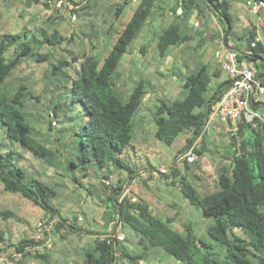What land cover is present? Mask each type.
<instances>
[{"label":"trees","instance_id":"1","mask_svg":"<svg viewBox=\"0 0 264 264\" xmlns=\"http://www.w3.org/2000/svg\"><path fill=\"white\" fill-rule=\"evenodd\" d=\"M158 1L141 0L126 25H122L120 19L130 6V0L114 3L111 6L113 21L108 23L103 34H100L98 23L86 32H83L82 27L87 23L83 24V37H78L86 39L92 47L89 52L82 54L70 51V56L62 55L58 58L52 53L39 52L45 45L59 50L65 41L72 42L71 40L76 39L74 35L71 39L62 37L57 29L51 33L46 29H39L40 35L34 34L33 37L29 35L28 28L21 33L10 32L0 36V126L3 124L10 139L6 141L2 137L0 142V184L6 192L19 195L42 209L46 216L60 218L59 226L53 230V238H66L63 233L60 234L59 228H66L68 234L78 230L80 233L96 236L86 241L91 250L86 252L78 264H118L120 257L130 264H138L140 260H148L156 254H165L180 264H264V122L260 119H256V128L251 124H240L242 146L236 149L235 143L230 141L231 167L221 169L210 190L203 191L189 177L191 164L182 165L185 173L179 170L180 166L172 169L173 185H177L175 179L179 178V187L184 197L192 206L200 209L205 218L213 220L207 227V234L222 246L221 249H215L212 244L203 241L189 220L182 223L183 232L176 230L172 224L179 218V212L174 217L162 219L153 214L145 200L131 203L124 194L122 181L113 182L114 172H126L129 177L137 174L136 169L126 162L125 154L137 139V115L151 87L149 81L140 79L130 93H125L116 86L114 77L129 55L131 44L139 39L149 25ZM87 4L91 6L88 0L76 13L80 11L84 15H90L91 13L85 12L89 8ZM175 4L171 14L184 22L194 14L209 19L217 17L229 47H232L229 44L230 35L236 36L237 45L245 42V51L236 47L240 51V60L256 62L261 59L262 46L251 47L256 38L255 33L247 31L245 36L239 37L235 34V19L229 0H176ZM179 9L182 10L181 13H178ZM3 14L0 10V18ZM59 18L62 16L50 17L52 23ZM117 36L107 54L110 43L104 42L102 45L101 42L105 38L108 41L114 40ZM192 40L193 37L185 32L180 23H171L157 37L158 55L164 59L171 48ZM29 59L37 64H47L50 70L48 78L54 91L58 93L55 98L49 99L52 104L48 111L50 127L53 128L52 123H55L54 126L59 125L57 119L61 115V109L72 105L78 113L76 161L64 155L58 137L55 143L38 138L26 111L25 87L22 84L9 87L7 84L23 62ZM257 66L262 76L264 66ZM176 76L182 80L186 91L184 96L174 101L158 98V105L152 114L154 138L166 146H173L182 134L190 130H194L195 136H198L207 121L210 106L215 104L231 83L229 80L220 81L212 96L207 97L212 79H221L220 70L210 73L208 66L202 64L183 78L177 74ZM64 81L69 82V85H65ZM253 109L258 112L260 109L264 110V107L254 106ZM0 132L3 134L2 129ZM7 142H11L17 150L11 148L6 154L2 152L3 146H9ZM197 153L199 157L203 154L200 147L197 148ZM29 158H35L56 170L67 163V168L70 166L80 169L84 178L95 174L98 186H86L66 169V175L76 187L101 199L105 205L103 226H111V232L120 221L125 230L134 235L136 239L132 243L141 246L142 252L132 254L125 243L115 245L108 241L102 236L109 232L102 229H78L76 218L80 209L70 214V218L69 215L63 216L57 204L60 193L55 186L43 180L39 170L28 165ZM198 163L199 158L194 164ZM109 182L113 185L108 184ZM81 213L85 224L94 223L95 228H100L97 220ZM16 218L18 216L13 210L0 205V246L11 241L9 237L12 233L8 224ZM35 245L32 238H20L18 244L10 246H14L15 251L23 252L25 247ZM2 252L4 249L0 247V259L3 258ZM117 253H120V257H117ZM28 256L38 262L51 264L52 254L38 253H25L16 264H26L25 258Z\"/></svg>","mask_w":264,"mask_h":264},{"label":"rangeland","instance_id":"2","mask_svg":"<svg viewBox=\"0 0 264 264\" xmlns=\"http://www.w3.org/2000/svg\"><path fill=\"white\" fill-rule=\"evenodd\" d=\"M5 1V4L0 3V10L4 13L0 18V36L10 32L14 34L21 33L28 28L30 31L29 35L33 37L34 34L37 36L40 35L39 29H46L50 33L54 29H57L62 37L71 39L72 30L75 32L77 31V33L74 34L76 39L74 41L71 40L72 42L65 41L60 46L59 50H57L58 48L54 50V48L49 45H45L39 50V52L43 54H55L58 58L62 55L70 56V51H74L78 54L87 51L89 52L92 46L86 42V39L78 37L82 36L81 26L87 23L82 27L84 28L83 32H86L91 30L94 24L98 23L99 30L101 31L100 34H103L108 23L111 22L110 18L113 15L111 3L114 2V0L108 2H104V0H89L91 6L87 4V6L89 5V8H86L85 12L91 13L90 15H84L83 12L79 11L77 13L78 20L70 23V21L67 20L68 16L62 14V18L56 19L52 23L48 11L53 10V8L40 4L38 0ZM71 1L81 4L84 0ZM121 1L122 0H119V2ZM229 1L235 19V34L238 37L245 36L247 31H252L257 35L259 33V35L264 38V9L259 15H254L249 13L244 7L246 0ZM138 2L139 0H130V6L120 19L122 25L127 24L130 18V12L136 10L139 4ZM114 3L117 4V2ZM175 7L176 4L173 8H170V4H157L149 25L143 30L139 39L131 44L129 47V55L123 60L117 75L114 77L116 86L125 93H130L140 79L147 80L151 83L149 94L145 97L140 113L137 115L138 126H140V124H145L146 131H148L151 136H153L154 130L152 114L156 109V105H158L157 99L160 98L174 101L182 98L186 92L183 89L182 80L178 78L176 74L183 78L190 72L196 71L202 64L208 66L210 73H213L215 70H220L221 79H212L210 89L206 94L207 97H211L218 83L226 78V74L221 68V61L216 56V53L221 49L219 43L216 41L224 34L219 19L215 16L209 19L194 14L192 18L187 22H184L171 14V11ZM179 10L178 13H180ZM87 19L91 20L86 22ZM105 21H107V24H105ZM197 21L200 22L198 27L195 25ZM171 23H180L185 29V32L193 37V40L189 43L171 48L169 55L163 59L159 57L157 52V37L163 29L168 27ZM117 38L118 36L114 40L109 39V41L105 38L101 42L102 45L104 42H106V44L110 43L107 54ZM229 44L234 48H243L245 42L239 44V46L237 45L238 42L236 41V36L230 35ZM49 74L50 70L46 63L37 64L29 59L23 62V65L17 70L16 74L11 76L7 84L9 87L18 84H22L25 87L26 111L29 113L30 121L33 123L36 133H38V138L44 140L48 139L55 143V139L58 137L61 151L65 156L75 160L78 153L76 149L78 140L76 132L79 124V118L77 117L78 113L73 109L72 105L69 108L61 109L59 111L61 115H59V118L57 119L59 125L54 126L55 124L52 123L53 128L50 127L48 111L51 110L52 104L49 99L51 97L55 98L58 93L54 91V86L48 78ZM63 83L69 85V82L67 81H64ZM259 100L264 102V98H259ZM258 112L264 115L263 109H260ZM0 129L3 131V134L0 132V142L3 139L2 137H5L6 141H10L3 124H1ZM7 143H9V146H3L1 148L2 152L6 154L11 148L17 150V148L11 145V142ZM177 143L178 141L173 146H166L160 143L161 147L166 151V154L163 157V161L156 156L153 160L154 164H165L164 166H167L170 158L168 153H172L175 150ZM125 156L127 157L126 162L134 169H136L137 166L142 165L144 162L137 157L133 148H130ZM27 163L29 166H34L39 170L42 173L43 180L55 186L60 193V198L57 204L60 207L63 216L67 217L69 215L68 218H70V214H73L80 209L81 212L86 213L94 220L103 219L105 205L101 202V199L90 196L83 190V188L76 187L66 175V169L70 174L78 177L86 186L93 185V183L97 185L95 174L89 178H84L80 169H74L70 166L67 168V163H64L59 170L47 167V165L35 158H29ZM169 165L170 164H168V166ZM196 166L197 164L190 165L189 173L191 175H194L195 171L197 172L198 169ZM125 177L128 176L123 173L112 175L114 183L118 180L125 182ZM177 180L180 179H175V182ZM139 185H144V182ZM152 189V195L139 190V187H134L132 192L139 199L140 197H144L149 203L155 205L156 209L154 210L159 211L156 215L160 216L162 219L174 217L176 212H179V218L172 224L176 230L183 232L182 223L189 220L194 224L198 236L203 241L212 244L215 249H221L222 246L213 241L207 234V227L213 223V220L205 218L200 209L192 206L184 197L178 185H173V183H161L158 184V186L153 185ZM158 203L159 207L158 205L156 206ZM160 203L167 204V206L162 205V207H160ZM0 205L1 207L13 210L18 216V218L13 219L8 224L12 233L9 237L11 241L0 246L4 249V252H2L4 257L10 258L11 254H13L12 252L15 251V247L10 245L18 244L20 238L31 239L34 235L37 222L45 216V214L42 209L34 206L31 202L23 199L21 196L6 192L1 184ZM173 205H176L177 207H174ZM81 212H79V215L82 214ZM80 224L76 223L78 229L81 228ZM65 227L67 226L65 225ZM65 229L66 228H59L60 234L63 233L66 238H61L59 236L54 237L55 245L53 250H41L36 252L38 254H52L51 264H78V262L82 261L83 257H85L86 252L91 250L88 242H82L78 237L77 234H81L77 233L78 230H74V233L68 234L67 230L66 232H63ZM131 239L132 233H128L127 241H131ZM136 249L139 253L143 250L141 246H137ZM173 261L175 264H180L174 259ZM6 262L7 261H5V263ZM25 263L45 264L42 261L38 262L32 256L26 257Z\"/></svg>","mask_w":264,"mask_h":264},{"label":"built area","instance_id":"3","mask_svg":"<svg viewBox=\"0 0 264 264\" xmlns=\"http://www.w3.org/2000/svg\"><path fill=\"white\" fill-rule=\"evenodd\" d=\"M38 1L44 6L64 13L69 17L70 21H77L78 16L76 10L80 8L77 3L71 0ZM244 7L249 13L259 15L264 9V0H246ZM195 25L198 27L200 22L197 21ZM216 42L219 43L221 48L216 53V56L221 61V68L226 74V80L231 82L229 87L218 97L215 104L210 106L208 118L201 133L195 136L194 130H190L180 136V139L185 144V149L177 154L173 163L169 166L163 165L158 168L141 170L139 173L133 175L134 185H132L131 182L130 185L124 186V194L128 196L131 203L140 201L132 192L134 187H136L135 184L143 183L144 180H148L153 185L159 182L171 184L173 182V167L194 164L199 158L197 148L202 141V137L208 133L211 128L221 125L227 139L235 143L236 149H240L243 141V136L240 134V124H251L256 128L258 126L256 119H260L264 122V116L256 112L252 106V100L257 103L260 102L259 98H264V74L262 76L260 75V70L257 66H264V38L258 33V35L256 34L255 40L251 43L252 48H256L258 45H261L263 48L261 59L256 62L240 60V51L227 45L224 34ZM108 184L113 185L110 182ZM60 221V218L57 216H43L37 222L32 237L36 245L25 247L23 252L14 251L12 257L7 260V264H16L17 261L24 257L25 253L36 254L37 251L41 250H53V230L59 225ZM76 223H84L82 215L76 218ZM128 233L131 232L125 230L123 224L118 221L112 231L102 237L117 245V243L127 242ZM116 255L118 257L119 253ZM138 264L150 263L147 260H140Z\"/></svg>","mask_w":264,"mask_h":264},{"label":"crops","instance_id":"4","mask_svg":"<svg viewBox=\"0 0 264 264\" xmlns=\"http://www.w3.org/2000/svg\"><path fill=\"white\" fill-rule=\"evenodd\" d=\"M25 1V0H23ZM88 0H84L81 4H78L80 7L84 4H86ZM111 0H104V2H108ZM138 1V0H137ZM141 0H139L140 2ZM5 0H0V3L5 4ZM114 2H119V0H114ZM114 2H112L111 4L113 5ZM138 2V3H139ZM159 4L161 3H166V4H170V8H173L176 0H159L158 1ZM111 6V5H110ZM56 9L53 10H49V17L54 18V17H59L61 16L62 12H60ZM135 10L130 12V18L133 16ZM61 14V15H60ZM93 14V13H92ZM67 17V16H66ZM113 18V17H111ZM110 18V20H111ZM129 18V20H130ZM67 20L70 21V19L67 17ZM78 20V19H77ZM91 19H87L86 22L90 21ZM113 21V20H111ZM72 21H70L71 23ZM128 23V22H127ZM75 33H77V31L75 32L74 30H72V35H74ZM222 80H226L222 79ZM262 115V114H261ZM264 116V115H263ZM136 133H137V139L134 142V146L132 147L134 149L135 154L137 155V157H139L143 162L142 165L137 166L136 168V172L139 173V171L141 170H149V169H153V168H158L161 167L165 164H161V165H155L154 164V158L157 156L161 161H163V157L166 154V151H164V149L161 147L160 142H158L155 138L154 135L151 136V134L146 131L145 128V124L138 126L137 125V129H136ZM154 133V130H153ZM230 141L227 139L226 134L222 128L221 125H217L214 128H211V130L206 133L203 137H202V141L199 144V147L202 149L203 154L199 157V163L196 166V168L198 169L197 172L195 171V176L191 175L189 176L191 179L194 180V182L198 185V187H200V189H202L203 191H208L207 189L210 190V188L213 187V184H215L217 177L220 175V171L222 168L227 167L230 168L231 167V158H232V150L229 146ZM185 149V144L182 142L181 139L178 140V143L175 147V150L172 153H168L169 155V160H168V164L173 163V161L175 160L177 153H179L181 150ZM142 155V157H141ZM179 170H181L183 173L184 169L182 166L179 167ZM123 173L124 175L128 174L126 172H114L113 175H117ZM197 175L199 176V178H197ZM174 180V176L172 177ZM132 182L133 184V177H125V182H123L124 186H128L130 185ZM144 185H139V184H135L136 187H139V190H142L143 192H146L148 194L152 195L153 192V184H151L148 180H144ZM163 182H159L158 184H161ZM177 185L179 186V180L176 181ZM99 184V181L97 179V186ZM158 184H156L158 186ZM166 184V183H165ZM93 185H96L93 183ZM138 190V188H137ZM140 199L145 200L149 206L150 209L152 210L153 214L156 215L157 213H159L158 210H154L155 205H152L151 203H149L144 197H140ZM158 205L159 207V203L156 204V206ZM162 205L167 206V204L164 203H160V207H162ZM97 222L100 223V228L99 227H94V223H91V225L89 224H80L81 228L83 227L86 230H98V229H102L104 232H109L111 230V226L110 227H104L103 223L104 220H100L97 219ZM79 224V223H77ZM66 232V229L63 231ZM80 233V232H77ZM78 237L80 235V239H83L82 242H86L87 240L90 239H94L96 236L94 235H87L85 233H81V234H77ZM82 237V238H81ZM87 237V238H86ZM134 235L132 234V239L131 241H127L125 242V246L129 249V251L134 254V253H138L136 247L138 246L137 244L132 243L135 239H134ZM135 242V241H134ZM12 251V250H11ZM9 251V252H11ZM13 253V252H12ZM12 257V254L10 256V258ZM120 257V253L119 256ZM7 257H4L3 254V258L0 259V264H7V262L5 263V261H7L8 259ZM150 264H175V262L173 261V259L165 254H156V255H152L151 257H149V259L147 260ZM118 264H130L125 258L120 257L118 259Z\"/></svg>","mask_w":264,"mask_h":264},{"label":"water","instance_id":"5","mask_svg":"<svg viewBox=\"0 0 264 264\" xmlns=\"http://www.w3.org/2000/svg\"><path fill=\"white\" fill-rule=\"evenodd\" d=\"M179 12L181 13L182 12V10H179ZM209 106H210V104H209ZM252 106L254 107V106H263L264 107V102H255L254 100H252ZM208 114H209V111H208Z\"/></svg>","mask_w":264,"mask_h":264}]
</instances>
